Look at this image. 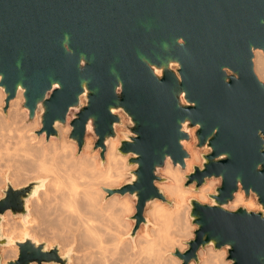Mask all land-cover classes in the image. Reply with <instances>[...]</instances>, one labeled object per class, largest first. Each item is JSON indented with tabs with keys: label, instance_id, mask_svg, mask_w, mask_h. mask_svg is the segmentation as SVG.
Wrapping results in <instances>:
<instances>
[{
	"label": "water",
	"instance_id": "obj_1",
	"mask_svg": "<svg viewBox=\"0 0 264 264\" xmlns=\"http://www.w3.org/2000/svg\"><path fill=\"white\" fill-rule=\"evenodd\" d=\"M264 53V0H0V87L6 106L24 91L28 120L41 106L37 135L58 137L72 115L69 140L82 153L88 133L105 163L107 143L118 138L124 113L131 126L118 147L136 166L108 197L136 200L129 235L150 224L148 207L166 201L157 183L168 159L187 168V142L209 152L186 186L196 191L221 180L211 204L189 201L198 227L185 253L212 246L228 250L232 264H264V82L255 52ZM83 101V102H82ZM90 129V131H89ZM191 130H195L193 136ZM0 198V248L17 246L16 259L0 264H72V252L26 236L4 234L5 215L29 219L28 204L42 181ZM240 189L260 210L230 209Z\"/></svg>",
	"mask_w": 264,
	"mask_h": 264
},
{
	"label": "bare ground",
	"instance_id": "obj_2",
	"mask_svg": "<svg viewBox=\"0 0 264 264\" xmlns=\"http://www.w3.org/2000/svg\"><path fill=\"white\" fill-rule=\"evenodd\" d=\"M254 65L256 74L264 82V53L260 50L255 52ZM24 101V91L20 89L4 111L6 93L0 87V186L10 181L17 188L31 179L30 182L42 181L43 186L28 204L29 219H14L10 211L6 213L4 233L12 242L23 241L26 236L34 237L36 241L52 238L48 244L59 246L61 256L72 252V264H161L176 243L174 228L181 217L179 201L187 196L204 200L213 191L215 181L202 191L185 189L179 170L168 159L164 170L172 182L165 189L176 202V212L161 209V206H167L163 203H152L148 213L153 226L146 230L138 249L128 238L126 240L121 230V217L129 208L128 200L108 197L106 192L123 177L116 154L118 139L108 141L107 163L103 164L99 159L101 150L93 148L95 136L86 137L82 153H78L77 143L69 140L71 114L65 126L57 125L58 137L47 140L45 133L34 134L42 127V108L39 107L34 121L30 122ZM194 132L191 130L192 136ZM191 157L187 160L190 169L198 159L196 149ZM116 201L121 205L119 209L114 208ZM229 207L232 210L240 207L252 210L258 205L238 192ZM76 239L78 247L70 245ZM79 250L83 252L80 257L76 255ZM18 253L17 246L0 250L4 262ZM226 253H219L210 246L200 252L201 263L226 264Z\"/></svg>",
	"mask_w": 264,
	"mask_h": 264
},
{
	"label": "rangeland",
	"instance_id": "obj_3",
	"mask_svg": "<svg viewBox=\"0 0 264 264\" xmlns=\"http://www.w3.org/2000/svg\"><path fill=\"white\" fill-rule=\"evenodd\" d=\"M122 117H123V123H124V126H120V127H118L117 128V131H118V143H119V146L118 147H120V145H121V141L122 140H124L125 139V136H124V134H127V133H129V131H128V129H127V126H131V123H130V121H129V119H128V117L124 114V113H122ZM71 119H72V117H71ZM73 120V119H72ZM72 120L70 121V123L72 122ZM40 130H41V128H40ZM40 130H36L35 132H34V134H36L37 135V132H39ZM70 135V134H69ZM88 135H93L92 133H88ZM87 135V136H88ZM94 136V135H93ZM69 137V136H68ZM95 143H96V139H95ZM95 143H94V149H95ZM193 143V144H192ZM185 148H186V150L189 152V154H190V159H192V157H191V155H192V151L193 150H197L198 151V159H197V161L193 164V166L191 167V169L190 168H188V166H187V168H186V170H183L181 167H179V166H176V169H178L179 170V176H181L183 179H184V182H183V187L185 188V189H188V190H193V191H195V192H197L196 191V184H192V185H190V186H186V183L188 182V179H187V176L188 175H190L192 172H194V167L195 166H198V167H202V164H203V158H202V156L204 155V154H207L208 152H209V150L208 149H204V150H201V149H198V148H196V141H195V139H193L191 142H187L186 144H185ZM192 149V150H191ZM79 150V149H78ZM84 150V149H83ZM100 150V149H99ZM83 152V151H82ZM100 153H101V151H100ZM116 154L118 155V157H119V162H120V171H122L123 172V177H121V178H119V180H118V182H117V184H116V186L114 187V188H119V187H121V186H123L130 178H131V176H130V172L131 171H133V170H135L136 169V166L135 167H133V166H129L128 165V162H129V159H130V157H131V155L130 156H128V157H125V156H122V155H120L119 153H118V148H117V150H116ZM107 155V154H106ZM99 159H100V161H101V156L99 157ZM189 160V159H188ZM170 162L172 163V161L170 160ZM107 163V160H106V156H105V163L104 164H106ZM165 169V168H164ZM164 169H161L160 170V173H159V176L160 177H163V178H166L167 179V181L166 182H164V183H157V186H158V188L159 189H161L162 191H163V193H164V195H165V197H166V201L165 202H163V201H161V200H156L155 201V203H159V204H161V203H163V204H165V205H167V206H161V209L163 208H165V209H169V211L171 212V213H175L176 212V202H175V200H174V198H171L170 197V194L166 191V189H165V187H166V185H168L169 183H171L172 181H171V179L170 178H168L167 177V175H166V173H165V170ZM30 181H32V179L31 180H29L28 182H27V184L30 182ZM211 181H215V183H216V185H215V187H214V189H213V191H211L210 193H208L207 195H206V198L204 199V200H202V199H197V198H192V197H190V196H187V197H185V198H183L181 201H179V205H180V221L178 222V224H176V226H175V235H174V239H175V241H176V243H175V245L172 247V248H174V249H170L166 254H165V257H164V260L162 261V263L161 264H184V261L181 259V258H179L178 256H176L175 255V253H178V252H181V253H185L188 249H189V246H188V243L191 241V240H193L194 238H195V232H196V230L198 229V227L196 226V225H194L193 224V222H192V219L190 218V213H191V211H192V208H191V205H190V203H189V201L191 200V199H197L198 201H200L201 203H206V204H211L212 203V200L210 199V197H209V195L210 194H214L215 193V189L217 188V187H219L220 185H221V180L220 179H217V180H214V179H212V180H208V182L206 183V185H204L203 187H201L200 188V190L199 191H202V190H204L205 188H207L208 187V184L211 182ZM4 182V181H3ZM1 183H2V180H1ZM23 185H26V183L25 184H23ZM23 185H21V186H23ZM6 186H7V183H3V185L2 186H0V198L1 197H3V190H4V187L6 188ZM20 187V186H19ZM194 192V193H195ZM239 192H242L243 194H244V198H245V193L240 189V191ZM117 197V199L118 200H128V210H126L125 212H124V214H123V216L121 217L122 218V228H121V230H122V233H124L125 234V238H126V240H127V238H128V240L129 241H131L132 242V245L134 246V247H137L138 249L140 248V246H142V244H141V242L143 241V239H144V237H145V235H146V230H148V229H150V228H152V226H153V221H150V220H152V218H150V215H149V213L148 212H150V211H148V210H151V207H152V204L148 207V209H147V211H146V217L148 218V220H149V222H150V224L146 227V226H142L141 227V229H140V231L138 232V234H137V236H136V238H135V240H134V242L131 240V238L129 237V235L131 234V232H132V230H133V228H134V221L132 220V217L134 216V214L136 213V209H135V207H136V200L134 199V198H132V197H130V196H125V197H121L120 195H114V197ZM246 199V198H245ZM170 200V201H169ZM251 200L252 201H254V203H256L257 204V202H256V200H255V197L254 196H252V198H251ZM258 205V204H257ZM121 205L118 203V201H116L115 203H114V208L115 209H119V207H120ZM247 209V208H246ZM249 211H256V212H258L259 210H260V206L258 205V208H256V209H252V210H250V209H248ZM12 215V214H11ZM149 217H148V216ZM12 218H13V216H12ZM14 219H19V218H14ZM6 222V221H5ZM5 222H4V224H5ZM5 227V226H4ZM5 234V233H4ZM6 235V234H5ZM7 236V235H6ZM52 236V235H51ZM49 239H51L52 240V238H49ZM51 240H48L49 242L51 241ZM78 239H76V240H74L75 242H73L72 244H70V245H73V246H76V247H78L77 246V244H78V241H77ZM41 241H43V242H47L48 243V241H47V238H45V239H43V240H41ZM55 242V244H59V242L58 241H54ZM79 242H81V240H79ZM12 247V246H11ZM2 248H7V247H1L0 248V250L2 249ZM214 249V248H213ZM81 250V249H80ZM79 250V252L76 254V255H78L79 257L81 256V254L83 255V252L82 251H80ZM205 250H207V248L206 249H201L199 252H198V256H199V260H200V263L199 264H202L201 263V255H200V252H202V251H205ZM215 250V249H214ZM215 251H218L219 253H222L223 251H227V253H226V256L224 257V260H225V263L226 264H232V261H230V260H228V256H229V254H228V250L226 249V248H224V249H222V250H215ZM1 255V254H0ZM2 256V255H1ZM17 258V256L16 257H14L13 259H16ZM2 259H3V256H2ZM13 259H11V260H13ZM7 261H9V260H7ZM6 261V262H7ZM4 262V261H3ZM190 264H197L194 260L193 261H191L190 262Z\"/></svg>",
	"mask_w": 264,
	"mask_h": 264
}]
</instances>
